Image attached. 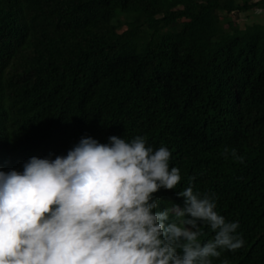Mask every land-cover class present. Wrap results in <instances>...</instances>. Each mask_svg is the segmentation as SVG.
<instances>
[{
  "label": "trees",
  "instance_id": "1",
  "mask_svg": "<svg viewBox=\"0 0 264 264\" xmlns=\"http://www.w3.org/2000/svg\"><path fill=\"white\" fill-rule=\"evenodd\" d=\"M258 6L0 0V171L67 155L82 137L143 136L169 148L182 178L154 194L157 210L174 218L191 183L245 241L213 264H264V24L234 28L218 14Z\"/></svg>",
  "mask_w": 264,
  "mask_h": 264
},
{
  "label": "clouds",
  "instance_id": "2",
  "mask_svg": "<svg viewBox=\"0 0 264 264\" xmlns=\"http://www.w3.org/2000/svg\"><path fill=\"white\" fill-rule=\"evenodd\" d=\"M107 139L82 137L67 155L0 171V264H213L244 245L239 222L191 183L174 218L157 210L154 194L182 179L168 147L154 150L139 135ZM201 224L214 234L205 242Z\"/></svg>",
  "mask_w": 264,
  "mask_h": 264
},
{
  "label": "rangeland",
  "instance_id": "3",
  "mask_svg": "<svg viewBox=\"0 0 264 264\" xmlns=\"http://www.w3.org/2000/svg\"><path fill=\"white\" fill-rule=\"evenodd\" d=\"M239 1L242 2V0ZM218 14L222 18L228 17L229 19H231V21H233L234 28H246L249 26L253 27L256 24H264V9L260 6L254 7L247 12H233L231 14L218 12ZM225 26L228 27V24H226Z\"/></svg>",
  "mask_w": 264,
  "mask_h": 264
}]
</instances>
